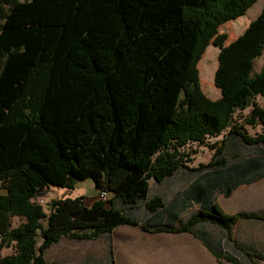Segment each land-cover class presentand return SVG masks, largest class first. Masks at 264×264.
I'll list each match as a JSON object with an SVG mask.
<instances>
[{
    "label": "trees",
    "instance_id": "1",
    "mask_svg": "<svg viewBox=\"0 0 264 264\" xmlns=\"http://www.w3.org/2000/svg\"><path fill=\"white\" fill-rule=\"evenodd\" d=\"M256 1L0 0V174L8 177L0 245L14 250L0 264H52L44 252L63 237L94 240L139 224L127 211L138 204L145 231L191 233L233 264L238 253L264 258L233 236L239 219L264 214L227 213L216 201L264 177V107L250 120L262 132L229 127L235 107L264 97V71L251 74L264 49V5L228 43L219 32ZM210 43L217 99L203 92L197 67ZM226 129L207 162L184 164L180 147ZM233 136L253 152H232ZM186 169L170 197L150 192V177L167 181ZM85 179L108 199H53L48 214L33 202L44 188ZM13 216L22 219L16 226Z\"/></svg>",
    "mask_w": 264,
    "mask_h": 264
},
{
    "label": "rangeland",
    "instance_id": "2",
    "mask_svg": "<svg viewBox=\"0 0 264 264\" xmlns=\"http://www.w3.org/2000/svg\"><path fill=\"white\" fill-rule=\"evenodd\" d=\"M263 2L264 0H257L243 15L220 25L219 32L227 35L225 43L242 33L249 21L258 15ZM217 54L218 47L212 43L208 44L197 65L201 88L211 99L220 96V90L213 80L218 62ZM261 71H264V49L254 59L251 74ZM255 107H264L262 95H254L247 104L235 107L229 127L241 126L250 135L262 132L263 126L257 119L250 123ZM229 134L226 129L216 137L206 136L201 141L187 142L179 148V152L184 154V164L196 167L201 162H207L221 140L230 137ZM229 142L236 143L232 152L236 150L242 156L253 152V146L244 144L237 136L231 137ZM186 171L177 173L167 181L157 182L150 177V192L169 196L172 192L180 190L185 185L190 172L187 169ZM7 178L0 174V193L5 192ZM98 192L92 180L85 179L78 181L72 188L55 186L44 188L37 193L33 202L41 205L48 214V202L53 199L82 196L89 205L97 198ZM216 201L225 212L229 213L264 209V179L250 185L239 186L229 198L216 194ZM127 211L139 224L123 223L110 233L102 234L94 240L63 237L45 250V259L52 264H231L226 259L215 258L191 233L176 234L143 230L140 223L145 218V213L141 204ZM261 220L239 221L237 226H234L237 239H240L242 234L256 239L264 238V223ZM21 221L22 219L16 216L11 217L12 226L18 225ZM205 228L216 233L214 230L216 226L206 224ZM37 240L39 244L40 237H37ZM13 251L11 244L0 245L1 256L9 255Z\"/></svg>",
    "mask_w": 264,
    "mask_h": 264
},
{
    "label": "crops",
    "instance_id": "3",
    "mask_svg": "<svg viewBox=\"0 0 264 264\" xmlns=\"http://www.w3.org/2000/svg\"><path fill=\"white\" fill-rule=\"evenodd\" d=\"M263 5H264V2H263V4H262V7H263ZM262 7H261V9H262ZM261 9H259V12H260V10ZM259 12H258V14H259ZM257 16V15H256ZM250 22V21H249ZM261 179H264V177H262V178H258L257 180H255V181H253V182H251V183H248V184H240L239 186H241V185H250V184H253V183H255V182H257V181H259V180H261ZM238 186V187H239ZM238 187L232 192V194L238 189ZM173 193V192H172ZM172 193H171V195H172ZM231 194V195H232ZM171 195H169V196H167V195H165V196H167V197H170ZM230 195V196H231ZM229 196V197H230ZM229 197H227V198H229ZM242 211H246V212H255V213H262V214H264V209L263 208H259V209H250V210H242ZM236 212H239V211H236ZM236 212H233V213H236ZM227 213H229V212H227ZM233 213H231V214H233ZM244 220H260V219H244V218H241V219H239L237 222H236V224L234 225V226H237V223H239V221H244ZM263 223H264V220H261ZM233 229H234V227H233ZM183 233H185V232H183ZM176 234H178V233H176ZM233 236H234V238L236 239V240H238L239 242H241L242 244H243V246H245V247H248V248H250L251 250H253V251H257L259 254H262V255H264V238H260V239H256V238H254V237H251V236H245V235H243L242 234V237L240 238V239H237V237H236V233H235V229H234V231H233ZM196 238V237H195ZM197 239V238H196ZM198 241L202 244V245H204L199 239H198ZM230 244V243H229ZM205 246V245H204ZM230 247V246H229ZM205 248L215 257V255L205 246ZM229 251V250H228ZM241 255V253H238L237 255H234V256H238V257H236L237 258V260H238V263L239 264H264V258H253V259H248V258H244V257H241L240 256ZM216 258V257H215ZM220 260V259H219ZM228 261V260H227ZM229 263H231V264H233L231 261H228Z\"/></svg>",
    "mask_w": 264,
    "mask_h": 264
},
{
    "label": "built area",
    "instance_id": "4",
    "mask_svg": "<svg viewBox=\"0 0 264 264\" xmlns=\"http://www.w3.org/2000/svg\"><path fill=\"white\" fill-rule=\"evenodd\" d=\"M109 197V193L107 190L103 189L98 192V198L102 200H107Z\"/></svg>",
    "mask_w": 264,
    "mask_h": 264
}]
</instances>
